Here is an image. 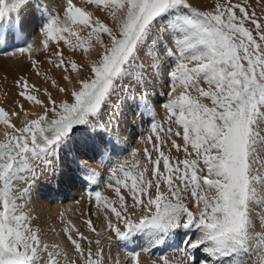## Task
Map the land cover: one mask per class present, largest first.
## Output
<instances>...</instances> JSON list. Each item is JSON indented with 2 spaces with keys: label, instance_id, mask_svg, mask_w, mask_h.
<instances>
[{
  "label": "rangeland",
  "instance_id": "374dc122",
  "mask_svg": "<svg viewBox=\"0 0 264 264\" xmlns=\"http://www.w3.org/2000/svg\"><path fill=\"white\" fill-rule=\"evenodd\" d=\"M28 1L0 0V77L34 70L56 91L41 98L18 76L19 95L36 111L16 123L13 87L0 85V127H8L0 264H28L35 252L19 206L24 188L50 157L77 163L75 152L87 146L85 159L107 153L94 161L105 178L86 200L89 220L101 206L116 216L104 215L113 244L141 248L125 249V264H182L166 252L174 240L194 264H264V0H46L43 12L26 14L34 43L52 48L44 52L5 28ZM129 110L135 120L123 121ZM133 131L136 145L122 152L117 138ZM86 212L70 231H51L79 237ZM11 237L17 252L5 244ZM82 241L62 264H97L103 251L91 237Z\"/></svg>",
  "mask_w": 264,
  "mask_h": 264
},
{
  "label": "bare ground",
  "instance_id": "6f19581e",
  "mask_svg": "<svg viewBox=\"0 0 264 264\" xmlns=\"http://www.w3.org/2000/svg\"><path fill=\"white\" fill-rule=\"evenodd\" d=\"M45 1L46 0H29L22 7L19 17H15L14 19H12V21L8 22V24L6 25L7 27L5 28L9 29L11 33L10 35H12V37L13 35H16L17 37L15 38L18 39L17 34L23 31L25 39H27L30 44H32V46L34 44V48L38 46L34 43L33 37H31V35L29 34L30 30L26 25V18L28 15L35 16L37 13L43 12L41 6L46 4ZM75 1L77 2V0ZM29 11L34 12L26 15ZM12 16L13 15H11V17ZM67 24H69L68 20L66 21V25ZM57 28L58 26L56 27V30H58ZM21 34H19V36H21ZM7 36H9V33ZM45 47H49L48 44L45 45ZM45 47L42 46V44L41 46H38L41 52H44L43 49ZM35 49L38 50L37 47ZM49 49L52 48L49 47ZM22 52L24 51L20 50L15 53L11 52V54L19 55ZM46 64L53 67L49 62H46ZM49 72H51V74L53 75H57V77L55 78L58 80V83L66 86L63 73L59 72L57 69H51ZM45 74L46 73L40 75L34 70L27 71L24 69H19L11 76L2 75L0 77L1 86L13 87V91L11 94L15 96V101L10 103L8 109L12 115L11 119L13 118L16 123L25 121L29 117H32V115L36 111V105L32 107L30 103H28L20 96L22 94L19 95L17 90V87H19V79L17 77L20 75L27 76L31 83H33V85L36 87L37 95L41 98H47L49 96V93L50 95H52L53 92L55 93L56 87L55 85L53 86L50 83L48 75ZM72 81L74 80H71V82ZM129 111V116L131 119L128 115H125L123 116V121L135 120L136 111ZM134 129L135 128H133V130ZM7 131V126L0 127V140L3 138V135H6ZM136 134L137 131H133L131 135L126 139L123 136H119L117 138L118 142L123 143L122 147H120L122 152H125L136 145L137 139L134 138V136L136 137ZM82 150L85 152V154L91 152V149H89L88 146L86 149ZM83 151L75 152L77 157L75 159H78L77 163L72 162L73 159L72 161H69L67 163L65 162V160L67 159L66 158L64 161L60 159L61 162H58L59 164H57L53 160V158L50 157L51 160H49V166L47 167V169H42V173H38L36 175V178L34 179L35 183L33 182V185L31 187L24 188V190L23 188L21 189V191L23 190V195L20 198L21 200L19 206L21 209L20 211L23 213L22 218L24 222V232L27 235V239L31 238L35 245V252L28 264H36L39 259L41 261H46L49 264H62L61 262L64 259L62 253H72L74 250L73 247L77 245L76 243H74V241L82 242V245L86 246L87 243L82 241L83 236L84 239L91 237L92 241H96L99 245L100 250L103 251L102 256L97 259V264H106L107 260H109L112 264H125L127 253H130L125 250L127 247H132L133 251L141 249L140 246L135 249V247L137 246V242H126V245H123L124 243H122L121 236L117 237V240L119 244L122 243V246L117 247L115 244H113L114 239H111L107 236V230L110 229V226L104 215L107 217V219H109L110 222H113L116 216L111 212H108L104 206H101L97 210L98 212H100V214H98L93 219V221L90 222L89 219L92 217V212L88 209L90 208L89 204L91 202H86V200H91L93 198V192L97 191L100 188V183L105 178L102 170H97L96 166L94 165V161L105 159L107 153L102 149H98L97 152L93 154V158L87 157V159H85L84 156L86 155ZM65 152L63 153L62 158L65 156H69L68 149L67 153ZM78 165L81 166L82 169H79ZM89 179H94L95 181L91 182L89 181ZM32 188L34 189L32 190ZM59 198L60 200L58 201ZM92 201L94 200L92 199ZM84 212H86V214L84 215L86 217V223L83 224L84 228L80 229L81 235L79 237H73L71 239V236L66 237L64 233L51 231L53 227H58L63 232L70 231L76 223V218L74 217V215ZM113 233L115 234L114 231ZM181 235L182 234H180V238H182ZM175 241L176 240L170 242L169 246H167L166 252L170 259L177 260L178 258L179 261L182 262V264H194L192 258L187 259L186 257L182 256V252L179 249H185H182L181 245H174ZM16 242L19 243L17 240ZM178 242L182 243L184 241L182 239H179ZM84 252L85 249L80 248L77 250L76 256L82 257L84 255ZM149 256H154V254H151ZM157 256L158 255L155 254L154 259H156Z\"/></svg>",
  "mask_w": 264,
  "mask_h": 264
},
{
  "label": "water",
  "instance_id": "95a60500",
  "mask_svg": "<svg viewBox=\"0 0 264 264\" xmlns=\"http://www.w3.org/2000/svg\"><path fill=\"white\" fill-rule=\"evenodd\" d=\"M6 244L7 246L11 247L14 251H18L20 249V245L16 242L14 238H9Z\"/></svg>",
  "mask_w": 264,
  "mask_h": 264
}]
</instances>
